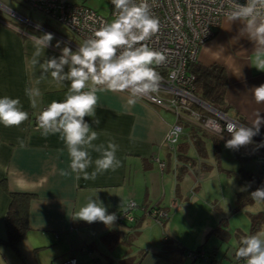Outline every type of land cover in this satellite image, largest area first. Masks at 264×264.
<instances>
[{"label": "crops", "instance_id": "1", "mask_svg": "<svg viewBox=\"0 0 264 264\" xmlns=\"http://www.w3.org/2000/svg\"><path fill=\"white\" fill-rule=\"evenodd\" d=\"M27 17L40 24L46 22L42 17L38 20ZM0 18V98H19L22 110L29 114L18 127L0 124V181L5 178V186L11 192L33 194L28 210V232L16 248H12L1 240L5 238L4 216L10 199L0 186V264H64L70 257L76 258L77 264H171L159 256L164 236L181 247L196 249L224 214L214 208L212 215L203 216L200 223L192 221L196 215L188 209L197 197L190 194V199L187 198L180 184L178 188L176 185V168L180 163L175 156L176 149L188 139L183 135L174 150L168 149L164 142L168 128L175 122L174 113L138 98L129 108L126 106L128 92H98L102 107L96 108L95 117L84 119L91 131L98 133L93 145L102 143L106 147L111 141L119 146L116 156L120 166L115 171L98 174L94 180H85L82 173H71L70 158L59 134L45 137L34 123L53 100L66 98L71 81H55L51 77L54 69L44 72L41 65L52 58L58 61L63 48L68 46L53 38L32 66L35 49L31 37L46 32L8 16L0 15ZM262 20L264 16L256 17V25ZM253 32L254 27H248V19L233 21L223 17L196 56L198 64L223 67L226 112L242 118V124L247 127L252 126L256 112L264 118V103L257 104L252 93L254 87L264 84V70L257 69L255 64L256 53L264 49V45L251 35ZM69 48L73 53L79 51ZM69 70L70 61L61 75ZM41 77L44 79L36 84ZM31 87H38L41 92L36 108L31 107L26 95V89ZM96 118L100 119L99 125L93 122ZM259 133L264 135V123ZM85 147L93 159L87 169L91 174L99 154ZM192 151L190 148L188 155L197 156ZM157 159L164 162L163 169ZM61 170L70 174L62 176ZM186 174L194 180V173ZM97 197L107 214L116 215L112 226L99 221L88 223L76 217L89 198ZM130 201L147 208L163 207L169 210V218L160 224L137 208L136 225L125 221L126 225L119 214ZM259 209L261 205L254 211ZM183 213L184 225L180 221ZM226 230L232 233L227 227ZM224 243L228 244L212 237L205 249L216 247L215 257L227 261L234 253L236 241L234 238L226 247ZM185 264H190L188 259ZM194 264L209 263L197 260Z\"/></svg>", "mask_w": 264, "mask_h": 264}, {"label": "clouds", "instance_id": "2", "mask_svg": "<svg viewBox=\"0 0 264 264\" xmlns=\"http://www.w3.org/2000/svg\"><path fill=\"white\" fill-rule=\"evenodd\" d=\"M111 4L116 10L115 19L101 25L94 32V38L85 40L78 52L73 53L69 47H64L58 61L52 58L41 65L44 72L54 69L51 77L55 81L69 80L71 86L63 101L53 100L39 113V129L45 137L59 134L70 158L71 173H82L85 180H94L98 174L108 170L115 171L120 166L116 156L119 146L111 141L106 147L102 143L93 145V141L98 139V133L91 131L84 119L86 116L95 117L96 108L102 107L97 93L128 91L130 95L126 99V106L130 108L135 105L137 98L159 91L161 76L153 65L158 66L166 60L162 52L153 50L145 43L159 31V20L151 14L148 0H140L139 3H132V0H111ZM258 5L264 8V0H248L245 5H236L237 10L231 12L228 19L234 21L250 18L248 27H254L251 35L259 44L264 45V20L258 25L255 23L259 14ZM53 38L52 33L31 37L35 49L32 66H35L38 62L36 57L41 55ZM120 49L122 51L117 54ZM69 61V72L61 75ZM255 64L257 69L264 70V49L257 51ZM43 79L41 77L35 83L39 84ZM252 93L257 104L264 103V84L254 87ZM26 95L30 98L31 107L36 108L41 96L39 88L26 89ZM22 109L19 98H0V124L5 127L20 126L29 116ZM93 122L99 125L100 119L96 118ZM262 123L264 118L259 112L255 113L251 127L226 122L225 127L231 138L225 142V147L235 150L252 143L253 137L259 134ZM181 131L177 127L168 133L167 138L178 137ZM85 146L99 154L94 161L95 170L91 174L87 169L93 164V159ZM60 174L66 176L70 172L61 170ZM250 195L257 202L264 201V186L252 191ZM76 217L88 223L99 221L106 226H112L117 219L114 213L107 214L106 207L98 197L95 200L89 198L76 213ZM241 244L235 253L237 258H247V264H264V232L243 238Z\"/></svg>", "mask_w": 264, "mask_h": 264}, {"label": "built area", "instance_id": "3", "mask_svg": "<svg viewBox=\"0 0 264 264\" xmlns=\"http://www.w3.org/2000/svg\"><path fill=\"white\" fill-rule=\"evenodd\" d=\"M7 2L17 3L26 8L30 14H41L46 23L53 20L69 31L73 38L67 39L53 31L46 23L33 21L12 9ZM139 2L140 0H132V3ZM247 2L248 0H148L151 14L159 20V31L145 43L153 50L162 52L166 60L158 66L153 65L161 76L159 91L138 99L174 113L175 122L170 125L164 138L168 149L174 150L183 136V120L198 124L217 135L227 132L225 125L228 121L244 126L235 116L211 106L196 95L193 88V74L189 71L188 65L196 61L201 44L212 37L221 19L236 11V5H245ZM109 3V17H106L78 0H0V15H8L46 33H52L55 39L79 50L85 40L94 38V32L101 25L108 23L109 18L115 19V7L111 4V0ZM257 11L259 14L256 17L264 16V8L258 5ZM119 51L122 49L118 50L117 54ZM177 127L182 129L179 136L167 138L168 133ZM157 161L159 167L163 169L164 162L159 159ZM134 205L133 201L127 204L129 221L133 219L130 209ZM152 215H157V222L161 224L158 216H166V212L152 210ZM196 257L204 261L209 259L204 250H200L197 254H189L190 260ZM64 264H77V260L70 257ZM227 264H247V258L234 256Z\"/></svg>", "mask_w": 264, "mask_h": 264}, {"label": "trees", "instance_id": "4", "mask_svg": "<svg viewBox=\"0 0 264 264\" xmlns=\"http://www.w3.org/2000/svg\"><path fill=\"white\" fill-rule=\"evenodd\" d=\"M188 69L193 74V88L196 95L203 101L209 103L211 106L226 112L227 105L224 100L225 73L223 67L214 64L205 66L198 64L195 61L188 65ZM238 119L239 122H244L242 121V118L238 117ZM34 121V123L38 124V116ZM183 127V135L186 136L188 140L183 141L176 149L175 156L177 162H180L176 168V185L178 188L182 176L187 172H192L194 173L195 178L190 188V194H194L200 185L198 178L199 171L203 169H210L212 166V163H209L205 158L207 154V147L210 145L211 148H213V154L216 161L214 164L219 170H222L219 165L220 139L228 140L231 138V134L223 132L221 135H217L202 128L198 124H193L186 120H183ZM242 147L245 148L251 156L255 157L259 161L258 167L260 172H252L251 170L243 167H240L236 171L225 170L226 174L232 175L238 183V190L235 192L234 205L232 207L233 212L246 209L249 205L254 204L256 201L251 197V192L264 186V135L259 134L254 136L252 143ZM190 148L196 152L197 156L191 157L188 155V150ZM196 166L198 168H196ZM0 186L10 199L4 216L5 238L1 240L8 246L16 248L17 244L26 236L29 229L28 210L33 194L28 192H11L7 190L5 186V178L0 181ZM260 205L261 209L247 213L249 218V229L247 231H242L240 228L233 231L236 247L233 255L227 261L222 258L215 257L216 247L210 248L211 250L205 249L207 242L212 237L218 238L220 241L228 242L232 233L226 230L225 217H222L214 227L207 231L203 241L194 250L181 247L175 242L172 243L171 239L164 236V246L159 252V256L171 264H185L186 259L189 260L190 264H194L198 259L196 257L190 260L189 254H197L200 250H204L205 253L208 254L209 259L206 260L208 263L216 262L219 264H227L234 256H236V251L240 246H242L241 240L247 236L258 234L262 227H264V201H261ZM137 208H140L145 215L155 221H157V215L151 216L152 210H164L166 212V216H158L159 220H161V224H164L170 215L169 210L163 207L153 205L150 208H147L143 205L135 203V205L130 209V212L133 215L132 221H129L127 218V205L120 211L119 217L122 219L124 224L127 225L126 222H128L129 225H136L138 219L135 215V210Z\"/></svg>", "mask_w": 264, "mask_h": 264}, {"label": "rangeland", "instance_id": "5", "mask_svg": "<svg viewBox=\"0 0 264 264\" xmlns=\"http://www.w3.org/2000/svg\"><path fill=\"white\" fill-rule=\"evenodd\" d=\"M83 2L85 5L91 7L96 10L100 14L109 17V0H78ZM12 9L20 12L24 16H31L35 20L41 18V14H30V12L18 5L14 2H7ZM6 18L8 15H4ZM10 19L13 17L8 16ZM15 19V18H14ZM113 19L109 18L108 22H111ZM19 21V20H18ZM46 23V22H45ZM53 31L60 33L63 37L69 39L73 38L69 31H67L63 26L50 20V23H46ZM63 42V41H62ZM65 43V42H64ZM73 48V47H71ZM212 115V114H211ZM214 115V114H213ZM247 127V126H245ZM260 134V133H259ZM258 134V135H259ZM220 158L219 165L222 170H219L214 163L215 157L213 154V148L209 145L207 147L206 160L212 163L210 169H203L199 171V188L194 193L197 197L194 200V204L188 209L189 212L196 215L193 222L200 223L203 216L209 217L212 215L211 209H217L226 218L225 227H227L232 234L228 240V244H232L234 241L233 231L236 227L240 228L243 231H247L249 229V218L248 212H252L256 210L257 206H260V202H255L252 205H249L246 209H243L238 212H233L232 207L234 205L235 192L238 190V183L236 179L232 175L226 174L225 170L236 171L240 167L251 170L252 172H260L259 171V161L250 155V153L240 146L238 149H228L225 147V142L227 139H220ZM192 149V148H191ZM193 150V149H192ZM194 152V151H192ZM195 154V152H194ZM195 156V155H194ZM191 156V157H194ZM215 161V162H214ZM211 165V164H210ZM214 165V166H213ZM181 192L190 199V188L193 184L192 178L188 174H184L180 181ZM184 217V213L180 216V221L182 225H184L185 221L182 219ZM264 232L262 229L259 233ZM224 243L225 247L228 245ZM232 248L229 250L231 251Z\"/></svg>", "mask_w": 264, "mask_h": 264}]
</instances>
